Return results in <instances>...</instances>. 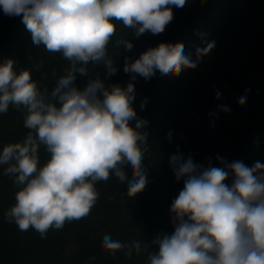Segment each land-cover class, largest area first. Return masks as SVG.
Returning a JSON list of instances; mask_svg holds the SVG:
<instances>
[{
    "label": "clouds",
    "instance_id": "clouds-1",
    "mask_svg": "<svg viewBox=\"0 0 264 264\" xmlns=\"http://www.w3.org/2000/svg\"><path fill=\"white\" fill-rule=\"evenodd\" d=\"M188 2L0 0L5 15L22 18L35 45L43 44L69 62L51 91L41 89L30 70L17 71L13 59L0 63V113H7L10 105L23 111V126L29 130L21 142L8 143L0 151V165L6 166L3 174L19 186L15 204L4 213L7 222L20 231L32 228L45 239L50 229L60 230L89 216L99 198L95 185L110 175L127 183L129 197L145 189L142 161L147 133L142 129L147 121L133 108L136 76L149 80L159 71L167 78L195 69L215 41L196 48L195 61L182 44L165 42L132 62L126 57L123 71L132 74L126 87L106 85L99 75L82 89L75 81L77 74H88L89 64L102 63L106 77L116 74L107 51L116 33L114 21L136 37L146 32L158 35L173 20L172 9ZM116 44L128 51L133 48L129 40ZM220 96L216 92V98ZM245 102L246 96L238 100L240 105ZM41 147L49 155L43 165ZM217 160L222 167L210 161L207 166L197 164L179 150L170 157L176 180L184 181L170 208L174 231L151 241L154 250L147 251L145 264H264V164L249 167L240 160L228 162L220 156ZM147 247L139 240L125 243L107 234L102 238L103 250L113 257L121 251L126 258L139 256Z\"/></svg>",
    "mask_w": 264,
    "mask_h": 264
},
{
    "label": "trees",
    "instance_id": "trees-1",
    "mask_svg": "<svg viewBox=\"0 0 264 264\" xmlns=\"http://www.w3.org/2000/svg\"><path fill=\"white\" fill-rule=\"evenodd\" d=\"M223 1L189 0L183 8L174 7L173 20L158 35L146 32L136 37L131 29L114 21L116 33L107 51L117 67L116 74L106 77L102 63L89 64L86 76L77 74L76 86L82 89L99 75L106 85L126 87L132 74L123 71L125 58L132 62L162 42L182 44L185 54L193 52L189 46L199 43L210 15ZM9 19L0 13V63L13 59L17 71L30 70L38 86L51 91L69 62L61 53L49 52L43 44L35 45L21 17ZM121 39L129 40L133 48L128 51L123 45L117 47ZM212 41V51L201 58L193 73L185 69L179 81L176 75L164 78L159 71L149 80L136 76L133 108L138 118L147 121L142 129L147 133L142 169L148 183L134 197L127 195V183L110 175L106 182L95 185L99 198L89 216L66 223L63 229H50L41 239L34 229L20 231L5 220L4 213L15 204L19 186L3 174L6 166L0 165V264H145L147 251L154 250L151 241L159 234L171 235L174 231L170 208L184 186L183 178L177 181L169 166L177 150L204 166L210 161L212 166L222 167L217 156L228 162L243 161L249 167L261 163L258 151L264 154V0H229L224 20L208 42ZM183 88L185 98L181 99ZM216 92L221 94L219 99ZM242 96H246L244 105L238 103ZM223 107L230 111L225 113ZM23 116V111L11 105L7 113H0V151L27 135ZM130 123L135 125V121ZM168 133L172 134L170 138ZM200 137L205 141H198ZM39 155L43 165L49 155L43 147ZM106 234L125 243L139 240L148 246L147 250L139 256L133 253L131 258L122 251L113 257L102 248ZM67 243H72L76 251L71 261L64 262L59 255ZM93 256L95 260L90 259Z\"/></svg>",
    "mask_w": 264,
    "mask_h": 264
},
{
    "label": "rangeland",
    "instance_id": "rangeland-1",
    "mask_svg": "<svg viewBox=\"0 0 264 264\" xmlns=\"http://www.w3.org/2000/svg\"><path fill=\"white\" fill-rule=\"evenodd\" d=\"M228 1L229 0H224L223 3L218 6L214 12L210 15L209 19H208V22H207V25H206V29L204 31V33H202V37L199 41L198 44H195L193 46H189L190 49L193 50V52H189L191 55H192V59L193 61L196 60V55H195V48H198L200 46H206V42L210 41L211 38L213 39V34H215V31L218 30L219 26L221 25V23L223 22L224 20V16H225V12H226V8H227V5H228ZM0 13L3 15V18L4 19H9L11 18L10 16H7L5 15L2 10H0ZM15 18H19L18 17H14ZM10 20V19H9ZM188 53V54H189ZM199 65V63H198ZM197 65V66H198ZM62 66V65H61ZM64 67V66H62ZM197 68V67H196ZM195 68V69H196ZM195 69H188L189 71H191V73H193L195 71ZM183 75H185V69L181 71V73L177 76L178 78V81L183 78ZM179 88H182L181 86H179ZM185 90L186 89H182L181 91V99H184L185 98ZM225 117V116H224ZM199 140H203L205 141L204 139H202L201 137L198 139ZM250 149V148H249ZM254 149L255 151H257V148L256 146H254ZM260 153V158L259 160L261 161V164H264V154L262 153L261 150L258 151ZM227 183L229 184V186L231 185L232 183V178L229 177ZM75 247L72 243H67L66 246H65V249L62 251V254L59 255V257H62L64 259V262L66 261H71L74 253H75Z\"/></svg>",
    "mask_w": 264,
    "mask_h": 264
}]
</instances>
